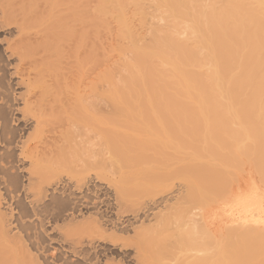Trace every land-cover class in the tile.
Returning a JSON list of instances; mask_svg holds the SVG:
<instances>
[{
    "label": "bare ground",
    "instance_id": "obj_1",
    "mask_svg": "<svg viewBox=\"0 0 264 264\" xmlns=\"http://www.w3.org/2000/svg\"><path fill=\"white\" fill-rule=\"evenodd\" d=\"M144 1L0 0V264H264V0Z\"/></svg>",
    "mask_w": 264,
    "mask_h": 264
},
{
    "label": "rangeland",
    "instance_id": "obj_2",
    "mask_svg": "<svg viewBox=\"0 0 264 264\" xmlns=\"http://www.w3.org/2000/svg\"><path fill=\"white\" fill-rule=\"evenodd\" d=\"M143 7H144V9H145V21H144V27L142 28V26L143 25H141L140 23H139V17L138 16H136L135 17V22H134V26H135V29L137 30H139V31H141V33L143 34H140V36L144 39H146V40H148L149 41V39L151 38V35H152V31L154 30L153 28H155V26H158V25H160V26H165L166 24H168L167 23V14L165 13V12H163V11H161V10H159L158 9V6H157V4H156V2H155V0H145L144 2H143ZM134 21V20H133ZM169 22V21H168ZM113 24H115V23H112V27H113V29H114V27H115V25L113 26ZM137 24H138V26H137ZM141 25V26H140ZM139 27H141V28H139ZM138 31V32H139ZM112 33H114V34H112ZM111 34H110V37H109V40H110V42H109V46L111 47H113V46H116L117 45V43L118 42H116V43H114L115 41H114V39H115V37H117L116 36V34H115V32L113 31ZM114 35H115V37H114ZM114 38V39H113ZM116 41H118V39H115ZM109 47V48H110ZM131 56V53L130 52H118L117 50H113L112 49V51H111V56H110V59H111V64H112V66H113V71H115V73H116V76L117 77H119V71L121 72V70H122V62H123V60L124 59H126V58H129ZM91 76L92 77H94V74H91ZM91 76H89V77H91ZM89 77H85V78H83L82 77V79H83V81L80 83V88L81 89H84V90H86L87 88V90L86 91H89V89H90V86H89ZM87 78V79H86ZM87 81V82H86ZM83 83V84H82ZM88 84V85H87ZM101 84L99 83V84H97V86H100ZM83 87V88H82ZM86 89H85V88ZM262 91H260V93H261ZM250 93L249 92H247V94H246V96L247 95H249ZM264 95V93L262 94L261 93V96H263ZM263 98H264V96H263ZM110 109L111 108H109V111H110ZM106 113H108V112H106ZM263 113H264V111H263ZM250 128V130H251V126L249 127ZM249 128L247 129V130H249ZM252 128H253V126H252ZM249 130V131H250ZM249 131H247L248 133H249ZM247 133V136H251V134L249 133L248 134ZM252 140V139H251ZM249 141V140H248ZM251 142V141H250ZM253 142V141H252ZM251 142V143H252ZM249 143V142H248ZM251 143H249L250 145H251ZM249 144H248V146H249ZM253 145H254V143H252ZM255 145H256V143H255ZM255 147H251L250 146V148L248 149V152L249 153H251V155H244L243 154V152L241 153L240 152V154H235V158H239V159H241V160H239V159H237V160H239V162H238V166L236 165V167H233V166H235L232 162H231V164L233 165H231L230 167L229 166H227V165H229V164H227V163H225V164H227V165H225V166H223V168L222 169H225V171L223 172V170H222V174L223 175H228L230 172V174L228 175L229 176V178L231 179L232 177V175H233V173H232V171L233 172H235L234 174H235V177H233V178H236L235 180H231V181H229V179H228V182H227V184H229V183H233V182H235V187H237L238 185L239 186H241V187H245L247 184H248V182L250 181V180H254L257 184H260L262 187H264V176H263V171H264V162H263V160H261L260 158H259V156H257L258 158H259V160H258V158L255 156V154H259L260 155V153L262 154V155H260L261 156V158H264L263 157V152L264 151H262V152H260V150L258 151V153H256V152H253V151H255V149H254ZM257 148V147H256ZM258 148H259V146H258ZM254 149V150H253ZM260 149V148H259ZM251 150H253V151H251ZM258 150V149H257ZM260 152V153H259ZM248 156V157H247ZM257 158H255V157ZM241 157V158H240ZM253 157L257 160V162L258 161H260L261 160V162H260V164H259V162H258V164L259 165H257L252 159H253ZM254 159V160H255ZM255 160V161H256ZM240 161H242V165L240 164L241 162ZM243 161H244V163H243ZM235 164H236V161H235ZM241 165V166H240ZM240 166V167H239ZM263 166V167H262ZM238 167V168H237ZM242 167V168H241ZM257 167V168H256ZM241 168V169H240ZM229 169V170H228ZM263 169V170H262ZM243 170V171H242ZM261 170V171H260ZM230 171V172H229ZM248 171H249V173H248ZM260 171V172H259ZM263 174H262V173ZM259 173V174H258ZM246 178V179H245ZM139 179V178H138ZM263 180V181H262ZM251 182V181H250ZM253 182V181H252ZM231 183V184H232ZM230 184V185H231ZM221 190V189H220ZM217 191V192H216ZM214 192V191H213ZM215 192H216V194H220L221 192H219V189L218 190H215ZM185 201V200H184ZM211 205L212 204H214V202L213 201H211V203H210ZM224 205H223V203H219L218 205H215L208 213H207V216H210L211 214L213 215V217L214 216H218V217H220L217 221L219 222V223H217L216 222V219L214 220V222L215 223H213V224H215V228H219L220 227V225L224 222V218H226L227 216H228V214H227V211H226V208L224 209V207H223ZM194 211L195 212H202V210H199V209H194ZM198 217H200V216H198ZM221 218H222V220H221ZM226 220V219H225ZM176 221V220H175ZM213 224H212V226H213ZM163 232V231H162ZM165 237V238H164ZM163 237V240H161V239H159V242L161 243V245H159L158 244V246H160V247H162L163 246V249L165 250V248H167L168 250H170L171 251V249H172V245H173V243H172V241H169L170 240V238L168 239V237L166 238V236H164ZM156 239V238H155ZM158 240V239H157ZM157 240H153V241H155L156 243V245H157ZM168 241L169 242H171L172 243V245L170 244V243H168ZM145 242H146V240H145ZM167 243V245H166V243ZM151 243V242H150ZM150 243H149V245H150ZM163 243V244H162ZM154 243H153V246H154V248L152 247V249L154 250V252L156 251V248H155V245ZM168 244L170 245V247L168 248V247H165L164 248V246H168ZM145 245V244H144ZM149 245H147L146 247L144 246V251H142L143 253L145 252V251H147V250H151V249H149V248H147V247H149ZM157 246V247H158ZM142 247H143V245H142ZM150 247V248H151ZM135 248H137V245H131L130 246V248H129V251H132V249L134 250ZM264 248V247H263ZM142 250H143V248H141ZM146 249V250H145ZM160 248L158 247V250H159ZM162 249V248H161ZM174 249V248H173ZM172 249V250H173ZM176 249V248H175ZM158 250L156 251V252H158ZM152 251V250H151ZM160 251V250H159ZM163 251V250H162ZM162 251H160V253L158 252L157 254L158 255H156L157 257H158V259H156V260H153V259H151V260H153V261H157V260H159L160 258H165V256H166V253H165V255H164V253H161ZM176 251H178L177 249H176ZM153 252V253H154ZM163 252H167V251H163ZM146 253H148V254H146ZM153 253H149V252H145V254L146 255H148V257H150V258H152L153 256H152V254ZM151 254V255H150ZM154 255V254H153ZM169 257H170V255L171 254H167ZM152 256V257H151ZM155 256V255H154ZM155 256V257H156ZM162 256V257H161ZM169 257H166V259H164V261H166L167 259H170ZM172 259V258H171ZM167 261H173V260H167ZM174 262V261H173ZM172 262V263H173Z\"/></svg>",
    "mask_w": 264,
    "mask_h": 264
}]
</instances>
